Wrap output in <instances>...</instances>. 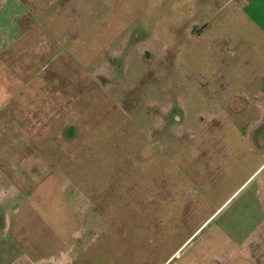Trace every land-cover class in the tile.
<instances>
[{
	"label": "rangeland",
	"instance_id": "1",
	"mask_svg": "<svg viewBox=\"0 0 264 264\" xmlns=\"http://www.w3.org/2000/svg\"><path fill=\"white\" fill-rule=\"evenodd\" d=\"M256 10L243 0H0V37L24 34L8 50L19 83L57 81L61 183L50 211L46 194L4 201L0 264H50L62 248L72 264H264V240L252 262L223 230L259 178L231 197L255 167L243 147L229 149L235 130H251L226 106L264 48ZM35 51L44 59L32 72ZM13 129L0 120V146L25 147Z\"/></svg>",
	"mask_w": 264,
	"mask_h": 264
},
{
	"label": "crops",
	"instance_id": "2",
	"mask_svg": "<svg viewBox=\"0 0 264 264\" xmlns=\"http://www.w3.org/2000/svg\"><path fill=\"white\" fill-rule=\"evenodd\" d=\"M243 2L247 7L257 8V13H260L259 9L264 11V0H243ZM22 40H24V34L15 36L4 34L0 37V78L4 79L0 81V120H7L11 124V127L14 128L12 130L13 136L20 135L28 141L25 147L24 145L18 147L0 146V213L1 206L6 200L11 201L30 196L33 201L40 204L46 199L45 194L48 195L49 210L51 187L57 186L59 188L61 184L60 181L53 180L52 162L57 114V81L53 83L54 88L48 82L43 85H36L32 83V79L36 76L33 74L28 81L19 83L17 76H15V68L12 66L14 58L11 57V51L8 50H10V46H14V42ZM38 40H40L39 37ZM225 49L232 56L236 54L232 51L231 46L225 47ZM30 57L34 62L31 69L32 72H35L38 67L35 62L38 61V65L41 62L43 64V52L35 51L30 54ZM252 61L253 68L256 70H251L254 71V76H249L246 89L242 94L228 99L226 112L231 118L237 119L236 115H241L240 120H244L246 128L251 130H235L236 138L233 137L235 142L231 144L229 149H234V152H237L239 146L243 147L244 151L240 149L238 152L243 151L244 157H247L245 163L254 161L255 167L252 174L241 183L231 197L240 188H243L256 173L259 178L256 179L255 177L245 187L247 188L256 179L246 197L225 214L223 230L236 243L235 246L240 248V253L243 252L242 255L245 259H250L253 262L255 261L254 255L259 251L258 241L259 239L264 240V48H260L253 54ZM7 75H9L10 80ZM44 78L50 82L53 80L47 75ZM26 91L29 92L28 95H26ZM40 91H48L49 94L43 96L40 93L37 94ZM235 102L238 104L235 105ZM23 121H25L26 127L20 123ZM50 125L51 127H49ZM51 128L49 133L48 130ZM44 135L47 143L43 144L44 147L42 148L38 139L39 137L44 139ZM49 140L51 141L50 145ZM6 150L18 155H5ZM6 172L12 174L8 176ZM40 187H43V190L38 191L37 194L34 193ZM59 201L67 205L65 200L60 199ZM57 210L60 211V208ZM61 214L63 218L66 216L64 212ZM62 247H64L63 244L60 248ZM77 247L72 245L70 249L73 251ZM67 251L62 248L60 255L56 258L53 256L49 260H45L44 263L72 264L73 259L68 254L70 251Z\"/></svg>",
	"mask_w": 264,
	"mask_h": 264
}]
</instances>
